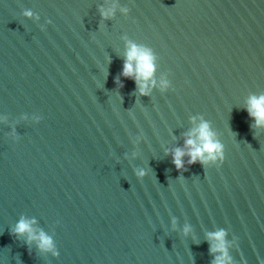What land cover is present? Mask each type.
Listing matches in <instances>:
<instances>
[{
	"label": "water",
	"instance_id": "obj_1",
	"mask_svg": "<svg viewBox=\"0 0 264 264\" xmlns=\"http://www.w3.org/2000/svg\"><path fill=\"white\" fill-rule=\"evenodd\" d=\"M130 43L154 57L147 95ZM253 95L264 0H0V264H212L221 229L231 264H264ZM202 121L224 159L178 170Z\"/></svg>",
	"mask_w": 264,
	"mask_h": 264
},
{
	"label": "clouds",
	"instance_id": "obj_2",
	"mask_svg": "<svg viewBox=\"0 0 264 264\" xmlns=\"http://www.w3.org/2000/svg\"><path fill=\"white\" fill-rule=\"evenodd\" d=\"M113 10L107 12L102 11L101 15L105 18L111 15ZM25 15L31 16L30 11H26ZM155 70L154 57L151 51L147 48L137 46L130 43L123 66L122 75L131 77L136 80L139 91L142 95H147V81L152 78ZM144 81V83H141ZM248 115L255 121V127L264 126V95L251 96L248 100ZM184 148L177 147L171 153L173 157V164L180 170L184 168L183 157L189 156V164L200 162L207 163L208 160H216L218 157L223 160V145L216 140L215 133L210 129V125L206 121H202L198 127L193 128L191 132L187 133ZM138 175L143 176L144 171L140 170ZM32 223L26 219H20L14 229L15 235H22L28 233V239H38L40 241L39 247L44 250H51L53 248L52 240L43 231L36 236L32 229ZM189 229L186 227L185 232ZM210 241L216 243L210 244V252H219L220 255L215 256L212 264H231L232 258L228 254L227 241L225 240L226 232L221 229L216 232L207 234ZM55 254V253H54Z\"/></svg>",
	"mask_w": 264,
	"mask_h": 264
}]
</instances>
